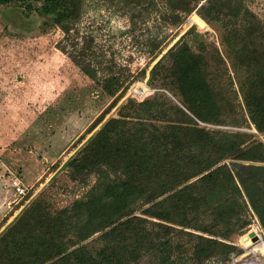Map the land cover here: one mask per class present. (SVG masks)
I'll return each instance as SVG.
<instances>
[{"label": "trees", "instance_id": "16d2710c", "mask_svg": "<svg viewBox=\"0 0 264 264\" xmlns=\"http://www.w3.org/2000/svg\"><path fill=\"white\" fill-rule=\"evenodd\" d=\"M173 1L185 15L197 10L218 25L234 77L217 47L193 42V27L150 70L151 97L120 105L136 78L92 51L93 40L78 42L86 0H0L58 27L57 48L112 99L90 126L99 130L62 167L74 182L86 185L95 177V183L59 211L42 198L32 202L0 234V264H133L159 251L170 256L183 238L193 243L195 263L224 264L237 248L219 238L247 229L245 212L264 231V142L240 132L215 131L222 134L217 137L200 125H219L234 111V80L250 122L264 136V20L244 0H205L200 7L203 0ZM224 64L231 90L224 71L223 84L219 79ZM140 73L145 79L147 71ZM115 108L117 116L105 121ZM96 234L100 246L92 251L84 243ZM242 240L245 248L255 245L248 236Z\"/></svg>", "mask_w": 264, "mask_h": 264}, {"label": "rangeland", "instance_id": "374dc122", "mask_svg": "<svg viewBox=\"0 0 264 264\" xmlns=\"http://www.w3.org/2000/svg\"><path fill=\"white\" fill-rule=\"evenodd\" d=\"M137 1L86 0L83 18L76 28L80 33L78 42L84 41L81 37L87 42L93 40L92 51L106 54L107 59H115L134 74L136 79L120 105L132 98L130 90L139 93L145 90L151 97L156 89L147 84L150 70L193 27L196 32L193 42L201 41L211 51L217 47L226 69L234 77L217 24L203 20L197 10L185 15L170 6L171 0H140L136 4ZM244 1L264 20V0ZM173 2V6L179 4ZM43 24L40 16L26 14L19 4H0V234L38 198L46 200L52 211H59L86 195L95 177L86 185L74 182L62 167L99 130L101 125L93 131L90 126L112 102L57 48L63 39L61 30ZM191 39L192 36L186 40ZM191 45L196 47L195 43ZM69 51L74 52L72 47ZM226 69L225 64L221 66L219 79L223 84L224 71V85L231 90ZM142 70L147 71L145 79L140 75ZM233 84L229 97L234 111L225 115L219 125H200L217 137L222 134L215 131L240 132L251 135V141L264 142V136L256 131L236 94L238 87L234 80ZM164 92L179 105L172 94ZM116 116L115 108L105 121ZM14 180L21 182L24 196L17 195L12 187ZM244 216L252 223L247 229L237 232L230 240L219 238L237 248L231 260L224 264H242L251 258L247 251L264 242L258 218L249 211ZM252 232L259 240L253 242V247L245 248L242 239ZM98 236L84 243L92 251L100 246ZM178 241L182 242L181 247L170 256L159 251L133 264H197L192 259L193 243L186 238ZM258 258L264 261V255L258 254Z\"/></svg>", "mask_w": 264, "mask_h": 264}, {"label": "built area", "instance_id": "2783aa9c", "mask_svg": "<svg viewBox=\"0 0 264 264\" xmlns=\"http://www.w3.org/2000/svg\"><path fill=\"white\" fill-rule=\"evenodd\" d=\"M129 93L133 99H136L138 101H143L148 96V93L145 90H143V92L140 93L135 91L132 92V90H130ZM12 187L15 189L17 195L24 196L26 194L25 189L19 180H14L12 182Z\"/></svg>", "mask_w": 264, "mask_h": 264}, {"label": "bare ground", "instance_id": "6f19581e", "mask_svg": "<svg viewBox=\"0 0 264 264\" xmlns=\"http://www.w3.org/2000/svg\"><path fill=\"white\" fill-rule=\"evenodd\" d=\"M258 254L264 255V242L259 243L249 251H247V256L251 257L245 260L242 264H264V261H260Z\"/></svg>", "mask_w": 264, "mask_h": 264}, {"label": "water", "instance_id": "95a60500", "mask_svg": "<svg viewBox=\"0 0 264 264\" xmlns=\"http://www.w3.org/2000/svg\"><path fill=\"white\" fill-rule=\"evenodd\" d=\"M179 39H180V38H179ZM179 39H178L177 41H179ZM176 43H177V42H175V44H176ZM175 44H174V45H175ZM174 45H173V46H174ZM173 46H172V47H173ZM172 47H171V48H172ZM171 48H170V49H171ZM170 49H169V50H170ZM169 50H168V51H169ZM168 51H167L162 57H164V56L168 53ZM162 57H161V58H162ZM161 58H160V59H161ZM160 59H159L158 61H160ZM157 63H158V62H157ZM249 238L252 240V242H257V241L259 240L258 236H257L254 232H252V233L249 234Z\"/></svg>", "mask_w": 264, "mask_h": 264}]
</instances>
